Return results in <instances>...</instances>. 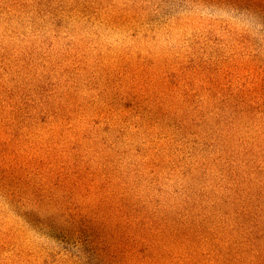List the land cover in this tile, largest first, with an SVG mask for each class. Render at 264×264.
I'll use <instances>...</instances> for the list:
<instances>
[{"label": "rangeland", "instance_id": "rangeland-1", "mask_svg": "<svg viewBox=\"0 0 264 264\" xmlns=\"http://www.w3.org/2000/svg\"><path fill=\"white\" fill-rule=\"evenodd\" d=\"M0 264H264V0H0Z\"/></svg>", "mask_w": 264, "mask_h": 264}]
</instances>
